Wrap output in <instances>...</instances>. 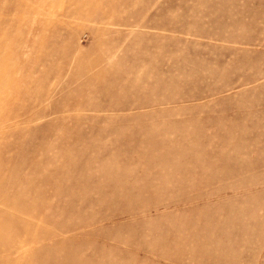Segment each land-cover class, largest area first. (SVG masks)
Returning a JSON list of instances; mask_svg holds the SVG:
<instances>
[{
  "label": "rangeland",
  "instance_id": "rangeland-1",
  "mask_svg": "<svg viewBox=\"0 0 264 264\" xmlns=\"http://www.w3.org/2000/svg\"><path fill=\"white\" fill-rule=\"evenodd\" d=\"M0 264H264V0H0Z\"/></svg>",
  "mask_w": 264,
  "mask_h": 264
}]
</instances>
